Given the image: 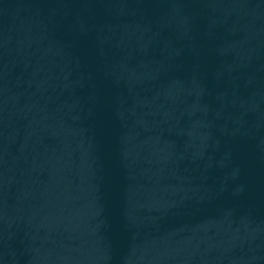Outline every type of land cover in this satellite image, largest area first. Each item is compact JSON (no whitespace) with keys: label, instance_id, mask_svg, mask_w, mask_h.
Listing matches in <instances>:
<instances>
[{"label":"water","instance_id":"1","mask_svg":"<svg viewBox=\"0 0 264 264\" xmlns=\"http://www.w3.org/2000/svg\"><path fill=\"white\" fill-rule=\"evenodd\" d=\"M0 264H264V0H0Z\"/></svg>","mask_w":264,"mask_h":264}]
</instances>
